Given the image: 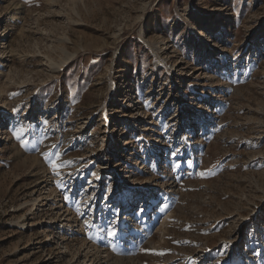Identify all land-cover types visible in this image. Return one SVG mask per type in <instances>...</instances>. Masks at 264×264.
Returning a JSON list of instances; mask_svg holds the SVG:
<instances>
[{
  "label": "rangeland",
  "instance_id": "374dc122",
  "mask_svg": "<svg viewBox=\"0 0 264 264\" xmlns=\"http://www.w3.org/2000/svg\"><path fill=\"white\" fill-rule=\"evenodd\" d=\"M0 104V264H264V0H0Z\"/></svg>",
  "mask_w": 264,
  "mask_h": 264
},
{
  "label": "snow or ice",
  "instance_id": "6c2138e0",
  "mask_svg": "<svg viewBox=\"0 0 264 264\" xmlns=\"http://www.w3.org/2000/svg\"><path fill=\"white\" fill-rule=\"evenodd\" d=\"M25 143H26L25 141H21V145H22V146H24ZM55 167H56V165L53 164V168H55ZM176 167H177V168L180 167V162H178V163L176 164ZM57 174H58V173H57ZM203 175H204V173H201V176H203ZM66 199H67V197H66ZM108 223H109L110 227H109V230H108V232H107V235H108L109 237H114V236H116L115 225L112 224L111 221H109Z\"/></svg>",
  "mask_w": 264,
  "mask_h": 264
},
{
  "label": "bare ground",
  "instance_id": "6f19581e",
  "mask_svg": "<svg viewBox=\"0 0 264 264\" xmlns=\"http://www.w3.org/2000/svg\"><path fill=\"white\" fill-rule=\"evenodd\" d=\"M72 1V0H71ZM1 105V104H0ZM3 108H6L5 106H3Z\"/></svg>",
  "mask_w": 264,
  "mask_h": 264
}]
</instances>
